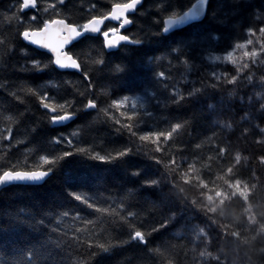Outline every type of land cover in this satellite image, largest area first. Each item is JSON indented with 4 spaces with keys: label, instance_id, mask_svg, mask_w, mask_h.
I'll use <instances>...</instances> for the list:
<instances>
[{
    "label": "trees",
    "instance_id": "obj_1",
    "mask_svg": "<svg viewBox=\"0 0 264 264\" xmlns=\"http://www.w3.org/2000/svg\"><path fill=\"white\" fill-rule=\"evenodd\" d=\"M195 1L143 0L132 17L133 27L125 32L141 39L138 45L108 53L100 36L73 45L70 54L76 53L84 71L93 72V82L100 79L89 96L82 73L58 72L51 64L41 71L16 72L25 60L37 59L43 66L50 58L16 34L28 26L33 14L41 20L64 18L83 24L122 0H64L63 4L38 0L36 11L23 15L17 12V0H0V86H6L0 87V171L13 166L19 171L45 170L40 156H62L67 149L66 143H50L54 136H69L74 147L86 149L83 156L62 158L41 186H9L0 191V264H76L83 257L71 239L75 229L81 230V239L116 242L127 240L137 224L147 236L146 245L114 248L97 255L92 264H264V162L260 159L264 157V55L259 53L264 51V36L246 33L254 14L264 12V0H210L201 22L168 36L153 35L160 29L154 18H166L156 3L161 2L167 12L172 7L187 10ZM52 5H57L55 11ZM248 39L252 44L245 49L235 47ZM173 47H181L182 54L190 49L189 61L178 63L170 52ZM253 49L258 50L255 63L243 57V51ZM228 51H233L236 64L226 59ZM104 59L108 62L104 73L111 77L94 71L96 61ZM124 65L126 70L116 75ZM236 68L238 79L229 85L226 80L237 75ZM161 71L166 79L155 76ZM196 88L200 92L192 98L171 102L173 94L186 97ZM9 91L15 96L10 97ZM44 93L61 114L71 105L75 119L54 128L39 106ZM124 96H129L128 114L135 113L125 123H132L140 133L165 134L144 143L136 138L134 154L112 162L88 159L94 152L106 154L133 139L127 130L116 133L99 111L118 116L109 105L113 98ZM89 98L99 102L97 110L79 112L81 102ZM65 101L69 102L65 108H59ZM177 123L181 128L169 139L167 132ZM9 130L11 142L3 139ZM133 170L138 175H131ZM146 182L153 186L143 185ZM69 193L105 211L88 209ZM125 208L137 216L128 217ZM69 209L70 215L64 217ZM77 211L83 219H72ZM39 217L45 227L15 220Z\"/></svg>",
    "mask_w": 264,
    "mask_h": 264
},
{
    "label": "snow or ice",
    "instance_id": "obj_2",
    "mask_svg": "<svg viewBox=\"0 0 264 264\" xmlns=\"http://www.w3.org/2000/svg\"><path fill=\"white\" fill-rule=\"evenodd\" d=\"M64 0H59L60 4H63ZM162 2V0H161ZM161 2L156 3V8L158 12H164L166 14V18L162 21L160 17H155L154 22L160 25L159 32L153 33V35H158L160 33L168 32L175 25H182L187 23L190 20H194L201 15H203L206 11L208 0H196L195 3L191 5L186 11L183 8L179 11H176L174 7H172L169 11H163V7H161ZM165 0H163V3ZM143 3V0H122V2H112L110 5V9L106 11L104 14L100 16H91L90 18L85 19L83 24H74L72 22H66L64 18H47L41 20L40 16L37 14H33L28 18V26L24 27L22 31L17 32V39L23 40L25 43H29L31 45L40 47L46 50L48 53H51L50 58L48 59L47 64L42 66V62L37 59L25 60L22 64L19 65L18 68H15L16 72L19 73H27L32 71H41L47 68L50 64L55 65L61 69H73L77 72L82 73L83 80L87 82V94L91 96L99 84L100 79H96L95 82L93 72L92 71H84V66L74 58L76 53L70 54V45L77 38L81 37L86 33L96 34L103 37V49H111L119 46L123 42H128L132 44H140L142 43L141 39L132 38L128 35L122 34L121 29L125 26L133 23V20L129 18V13H134L139 10V5ZM233 3H239V0H233ZM18 9L17 12L19 15H23L26 11L36 10L38 7L37 0H17ZM57 5H52L53 11H55ZM210 15H215V13H211ZM255 19L253 23L246 29V33L249 37L257 35L264 36V12H259L254 14ZM112 20L118 22V27H112L110 29L104 30L102 25L105 21ZM162 25V26H161ZM258 26V28H257ZM234 27H238V25H234ZM252 44V39L246 40L244 43H239L235 47L238 49H245L248 45ZM66 46H68V50H66ZM182 47V46H181ZM181 47H173L170 49V52L174 54L175 59L178 63H186L189 61L187 53L190 49L185 48L184 53H181ZM261 55H264V51H260ZM258 55V50L253 49L252 52L243 51V57L250 59L253 63H255V58ZM226 59L233 64H236V59L233 56V51H228L226 55ZM98 67L94 69L95 72L102 74L104 73V68L107 67L108 62L104 59L103 61H96ZM249 65L247 63L244 64V67L247 68ZM126 70V65L121 68L116 69V75L124 72ZM237 75L231 76L230 79L226 80V83L229 85L235 84L238 79V74L240 73V69L236 68ZM100 75V76H101ZM99 76V77H100ZM107 76H109L107 74ZM155 76L160 80L166 79V74L164 72H157ZM111 77V76H109ZM111 86V84L108 82ZM6 89V86H0ZM29 92L32 91L31 88L28 89ZM200 89L196 88L187 93L186 97H181L178 93L173 94L171 97L172 103H178L182 99H190L193 96L199 94ZM8 95L10 97H14L15 93L9 91ZM82 96L84 93L81 94ZM140 98L136 97L138 101ZM52 100L51 96L47 93L41 94L39 98V106L43 110H45V114L47 115V119L51 124L53 123H62L66 120H70L76 112L71 111V105H69L68 110H64L63 113L57 111V104L55 102H50ZM129 101V96H124L123 98H113L111 100V104L109 107L115 110V113L119 115L108 116V112L105 109H99V111L107 117L108 120L112 122V125L115 126V132L120 134L123 133L124 130H127L130 136L133 138L127 144L122 147L114 148L111 152L106 154H100L99 152H94L91 156L88 157L90 160L100 161V162H112L117 159H121L126 155L134 154L133 142L136 143V138L141 143L148 142L152 137H161L165 133L161 130H149L143 133H140L137 130H133L132 123H125L124 121H132L135 113L128 114L126 110V104ZM68 101H65L64 104H60L59 108L64 109L65 104H68ZM82 108L79 110H93L96 111L98 108V101L94 99H87L86 102H81ZM157 103H160L157 101ZM132 107H136V103L133 102ZM143 107V105H141ZM123 117V119H121ZM181 128L179 123L172 125V130L167 132L168 138L170 139L172 134ZM35 130V129H34ZM33 130V131H34ZM247 133V129L244 130ZM264 131V129H261ZM74 135V134H73ZM3 139L11 142V130H9V135L4 136ZM50 143L54 145H60L62 143H66L67 149L63 150L62 156L55 155H43L40 156V159L43 161L46 166L45 170H24L19 171L16 170L15 166L11 168H6L3 171H0V184L12 182V181H39L43 179L49 172L52 171V168L64 157L70 156L73 154L83 156L86 152L85 148L82 147H74V142L69 136L59 135L51 138ZM259 143V140L257 141ZM262 162H264V157L260 158ZM139 171L133 170L130 172L131 175H138ZM143 185L145 186H153V182H146ZM69 195L80 204H85L88 209H94V204L88 202V200L82 197L79 194L69 193ZM128 207H132V205H128ZM96 212L105 211L99 207H95ZM127 211V208H125ZM71 213V209L66 210L62 213L64 217L69 216ZM123 218V213H120ZM128 217L137 216V213H133L131 211H127ZM73 220L83 219L80 213L77 211L75 215L72 217ZM21 223L28 224L29 227L42 226L45 227L44 218H36L33 221H25L23 218L15 219ZM86 223H92V221H86ZM167 227V225H165ZM142 229L140 224H137L134 229L130 230L128 233L127 240H118L116 242H112L109 240L107 242H96L92 238H80L81 230L79 228L75 229V234L72 236V241H74V247L78 250V254L83 258L78 260L76 264H92L93 259L101 254V253H110L114 248H121L125 245L129 244H140L146 245L148 243L147 236L145 232L141 231ZM149 235V234H148ZM115 239V238H113ZM59 245H57V248ZM95 249V250H94ZM32 264V261H30Z\"/></svg>",
    "mask_w": 264,
    "mask_h": 264
},
{
    "label": "bare ground",
    "instance_id": "obj_3",
    "mask_svg": "<svg viewBox=\"0 0 264 264\" xmlns=\"http://www.w3.org/2000/svg\"><path fill=\"white\" fill-rule=\"evenodd\" d=\"M196 2V1H195ZM194 2V3H195ZM210 2V0H208V3ZM208 3H207V7H208ZM143 5V3L141 4V5H139L138 7L140 8L141 6ZM191 7V6H190ZM189 7V8H190ZM207 7H206V10H207ZM186 11V10H185ZM25 13H27V12H25ZM206 13H207V11H205V13H204V15H201L200 17H198V18H196V19H194V20H190V21H188L187 23H184V24H182V25H175V26H173L168 32H166V33H162L163 34V36H168L169 34H171L172 32H174V31H180V30H183V28H186V27H188V26H191V25H194L195 23H199V22H201L204 18H205V16H206ZM134 15H135V13H134ZM132 17H134V16H132ZM132 17H129L130 19H132ZM107 25H109V26H114V27H118L119 25H118V22H114V21H105L104 22V24H103V26H102V28L105 30V26H107ZM133 26H132V23H131V26H126V27H124L123 29H121V33L122 34H125V32L127 31V30H129V29H131ZM126 35V34H125ZM87 38L88 37H99V35H96V36H86ZM101 38H102V40H103V37L102 36H100ZM85 38V37H84ZM83 39V38H82ZM22 42L24 43V44H26L27 45V43H25L23 40H22ZM75 45V44H74ZM124 45H127V46H130V45H132V43H128V42H123V43H121L118 47H117V49L116 50H118V48H120V47H122V46H124ZM27 46H29V47H31L30 45H27ZM73 45H71V46H69L70 48L72 47ZM31 48H33V47H31ZM33 49H35V48H33ZM35 50H37V49H35ZM66 50H68V48H66ZM116 50L115 51H112V52H116ZM38 52H41V53H44V54H46V55H48L49 57H50V55L49 54H47V53H45V52H43V51H40V50H37ZM106 51V50H105ZM108 52V51H107ZM112 52H108V53H112ZM54 66V68L58 71V72H62V73H66V72H69V73H77V74H81L80 72H77L76 70H73V71H62V70H59L55 65H53ZM91 110V109H90ZM75 119V116H73L68 122H66L65 124H63V125H55V123H53L52 125H53V127L55 128H61V127H65V126H67L68 124H70L73 120ZM48 177L42 182V183H40V182H37V183H34V182H27V183H25V182H16V183H13V184H9V186H41L42 184H44L45 183V181L51 176V172H49L48 174ZM8 186V187H9ZM5 188H7V186L5 187ZM4 188V189H5ZM1 191V190H0Z\"/></svg>",
    "mask_w": 264,
    "mask_h": 264
},
{
    "label": "water",
    "instance_id": "obj_4",
    "mask_svg": "<svg viewBox=\"0 0 264 264\" xmlns=\"http://www.w3.org/2000/svg\"><path fill=\"white\" fill-rule=\"evenodd\" d=\"M29 11H33V10H29ZM26 12H28V11H26ZM135 13V12H134ZM134 13H129L128 14V16L129 17H132V16H134ZM204 15V14H203ZM108 21H112V20H108ZM114 22H116V21H114ZM103 26V25H102ZM127 26H131V24H129V25H127ZM126 27V26H125ZM86 36H96V34H91V33H86V34H84V35H82L81 37H79V38H77L75 41H73L72 42V44L71 45H74L75 43H77L78 42V40H81L82 38H84V37H86ZM27 45H30L31 47H33V48H35V49H37V50H40V51H43V52H45V53H47V54H49L50 56H51V53H48L46 50H44V49H42V48H40V47H37V46H34V45H31V44H29V43H27ZM70 45V46H71ZM118 47V46H117ZM117 47H115V48H111V49H106V51H108V52H112V51H115L116 49H117ZM66 48H68V46H66ZM57 67V66H56ZM58 68V67H57ZM59 70H62V71H73V69H61V68H58ZM69 120H66V121H64V122H62V123H55V125H63V124H65L66 122H68ZM48 177V175H46L43 179H41V180H39V181H28V180H24V181H12V182H8V183H4V184H0V190H2V189H4L6 186L8 187L9 186V184H13V183H16V182H25V183H27V182H34V183H37V182H40V183H42L46 178Z\"/></svg>",
    "mask_w": 264,
    "mask_h": 264
}]
</instances>
